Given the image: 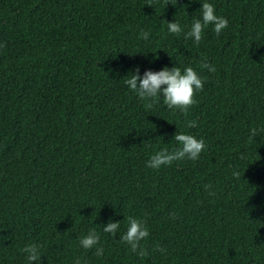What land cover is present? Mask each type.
Returning <instances> with one entry per match:
<instances>
[{"label":"trees","instance_id":"16d2710c","mask_svg":"<svg viewBox=\"0 0 264 264\" xmlns=\"http://www.w3.org/2000/svg\"><path fill=\"white\" fill-rule=\"evenodd\" d=\"M204 2L229 26L197 45ZM0 45V264L29 244L40 264H264V0H0ZM174 67L204 80L187 117L124 81ZM179 131L198 160L147 167ZM127 217L148 255L120 242ZM92 228L102 256L79 243Z\"/></svg>","mask_w":264,"mask_h":264},{"label":"clouds","instance_id":"9594fccd","mask_svg":"<svg viewBox=\"0 0 264 264\" xmlns=\"http://www.w3.org/2000/svg\"><path fill=\"white\" fill-rule=\"evenodd\" d=\"M199 13L201 14V18L193 19L191 29L185 35V39L193 38L197 45H199L202 40L204 29L209 25H214V32L217 36L229 26L227 18L215 14L214 5L211 3H202V8ZM167 28L171 34L176 35H180L183 31L177 21L174 23L167 22ZM149 35V32L142 30L140 38L148 40ZM4 46L6 45H0V47ZM200 68L207 69L211 73H215L216 71L215 67L206 61L201 62ZM135 71V75H130L128 78L124 79V81L141 100L150 101L147 105L149 108L153 106L151 101L154 100V98L157 96L161 98V96H163V103L167 106V110H179L187 117L189 109L196 103V94L202 92L204 89V80L192 67L185 68L183 73L179 67H174L171 70L164 68L159 72L147 71L143 78L139 75V68ZM186 124L189 128L197 127V121L195 120H188ZM262 131H264V129H262ZM257 135V129L252 128L250 138H255ZM174 141L178 143L179 147L171 152L167 147L156 152L149 159L147 167L159 170L162 166H170L173 162L182 161L184 159L196 161L206 147L203 139L198 140L193 135L184 134L180 131L175 135ZM145 143L150 144L151 141ZM209 187L210 185L205 186L206 189ZM213 194L214 193H210V195ZM172 218L175 219V214H173ZM127 224L128 228L126 232L120 236V242L126 243L130 246L133 253L141 257L148 255L147 249L141 246V241H145L150 235L145 222L134 217H127ZM120 226L121 223H114L110 220L108 224L103 227V231L115 237ZM79 243L85 250H91L95 247V254L97 256H102L104 254V248L97 247L100 243V235L95 231V228L90 229L87 235L81 237ZM40 247L42 246L29 244L22 249L26 254V259L29 264H35V262L38 261L40 264ZM155 251L163 253L166 250L157 246ZM77 264H79V261H77Z\"/></svg>","mask_w":264,"mask_h":264}]
</instances>
